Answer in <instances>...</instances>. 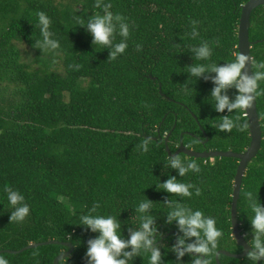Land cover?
<instances>
[{"label": "trees", "instance_id": "16d2710c", "mask_svg": "<svg viewBox=\"0 0 264 264\" xmlns=\"http://www.w3.org/2000/svg\"><path fill=\"white\" fill-rule=\"evenodd\" d=\"M249 1L106 0L113 14L130 25L128 48L113 61L103 46L93 47L92 37L78 23L101 11L95 0H0V252L10 264H54L70 251L63 245L68 243L75 248L69 264H87V241L96 234L77 226L78 217L99 203L97 212L116 216L127 239L128 228L138 226L132 209L143 196L154 203L152 211L164 233V264H174L175 255L167 249L180 233L164 224L163 205L171 195L155 186L157 178L163 183L168 173L201 189L200 196L183 202L217 219L224 233L218 253H243L231 220L239 160L188 157L197 161L201 172L183 178L164 170L163 163L167 145L177 152L182 139L198 152L244 153L250 147L246 112L238 114L239 122L248 125L244 131L216 128L228 113H216L207 102L210 81L200 79L189 85L192 90H182L188 80L186 67L194 63L192 46L219 40L210 61L195 63L223 64L239 51L242 9ZM39 11L52 20L50 31L60 41L59 54L35 49V41L42 38L35 15ZM192 21H198L200 31L195 40L189 35ZM120 39L117 36L116 42ZM250 40L260 42L251 55L264 56V7L252 13ZM22 45L34 56L36 68L23 62ZM73 64L80 65L78 71L69 68ZM234 93L231 89L228 95ZM256 99L263 142L243 179L238 204L242 235L251 232L244 192L258 193L264 204V96ZM145 135L156 140L148 153L138 148ZM8 187L20 191L30 207L22 223L10 222ZM51 241L59 244L21 254L5 252ZM216 257L211 264H217ZM183 260L190 264L188 256ZM220 262L248 264L246 258L224 255ZM134 264H148L147 256L137 257Z\"/></svg>", "mask_w": 264, "mask_h": 264}, {"label": "clouds", "instance_id": "9594fccd", "mask_svg": "<svg viewBox=\"0 0 264 264\" xmlns=\"http://www.w3.org/2000/svg\"><path fill=\"white\" fill-rule=\"evenodd\" d=\"M94 6L101 11L92 14L87 20L78 19V23L92 37L93 47L103 46L109 52L108 59L114 61L128 48L130 25L122 15L113 14L110 2L95 0ZM35 15L42 37L35 41V49H39L41 53L51 51L59 54L61 44L58 39L53 38L54 34L50 31L51 18L43 11ZM189 35L193 40L200 36L198 21H192ZM117 36L121 38L119 42H116ZM214 46H219L218 39L215 42L201 40L198 45L190 48L194 63L186 67L188 80L182 85V90H192L189 85H194L200 79L210 81L213 87L207 102L213 106L216 113L225 111L228 113L219 118L216 128L226 133L232 132L234 128L237 131H244L248 125L239 122L238 114L251 109L256 98L264 96V56L257 58L250 54L245 55L239 50L223 64L195 63V61H210ZM249 65L251 75L246 71ZM69 68L78 71L80 65H69ZM231 89H234L235 93L230 97L228 92ZM155 142V136L145 135L138 148L142 153H148L149 145ZM171 153V155L166 154L164 170L175 171L181 178L201 172L196 160L189 159L187 155L176 154L177 152ZM168 175L169 178L163 183L157 178L158 185H155L157 191L171 195V199L163 203L167 209L164 212L166 214L164 224L174 225L180 233L176 237V243L167 251L175 255L174 264H184L185 256L190 258V264H211L212 257L219 254L218 248L224 236L223 230L217 227L215 217L206 215L202 210L194 209L183 202L185 198L191 200L194 195L200 196L201 189L193 183L181 182L170 173ZM5 192L11 205L10 222H24L30 214V207L25 202L24 195L10 187L5 188ZM143 197L144 199L138 201L132 209L138 226L128 228L127 239L123 237L122 224L116 216L101 215L97 212L100 208L99 203H94L86 214L78 217L77 226L96 234L87 241L85 252L87 264H134L137 257L143 259L145 255L148 264H164L167 252L162 255L161 249L166 248V245L160 243L164 233L160 232L158 217L153 214L154 203ZM244 199L247 208L245 214L251 226L250 234L246 233L243 236L250 248L246 260L248 264H258L259 261H264V204L261 203L258 193L251 190L244 192ZM249 235L251 239H248ZM234 239L237 245L236 238ZM63 253L57 257L58 264H69L71 257H64ZM0 264H10L4 252H0Z\"/></svg>", "mask_w": 264, "mask_h": 264}, {"label": "water", "instance_id": "95a60500", "mask_svg": "<svg viewBox=\"0 0 264 264\" xmlns=\"http://www.w3.org/2000/svg\"><path fill=\"white\" fill-rule=\"evenodd\" d=\"M260 7H264V0H250L242 9V16H241L240 25H239L238 50H240L245 55H248V54L251 55L252 47L255 44L260 43V42L252 43L250 40L251 16H252V13ZM246 71L248 72L249 75L252 74L250 65L247 66ZM246 113L249 119V127H250V133H251V145L244 153H235L233 151L198 152L195 150H191L187 146H185L183 139L181 140L179 149L177 150V153H176V154H184L194 159L227 158V159H237L240 162L237 175L235 178L233 202H232V207H231V220H232V228H233L234 237L236 238L237 244L240 247H242L244 251L241 254H233L228 251H220L216 257L217 264H221L220 262L221 255H224V256H227L233 259H245L247 255V251L250 250L247 242L243 238L244 235H242V230L240 229V224L238 220V204H239V200L241 197L243 179L246 175L247 169L249 165L253 162V160L258 156L261 150V147H262V142H263V132H262L261 120L258 114L257 99L254 101L252 108L247 110ZM194 117L197 120L195 115ZM168 139L169 138H167V142H168ZM206 143H208V139L206 140ZM167 152L169 153V155L172 154L168 145H167ZM58 244H59L58 242L51 241V242H46L42 244L31 245L18 252H13V251H5V252L11 253V254H21L28 250L39 248L41 246L58 245ZM63 245L65 247L70 248V251L63 253L62 255L64 257H70L75 250L74 246L70 243L63 244ZM260 262L261 261H259L258 264H260ZM54 264H58V259L55 260Z\"/></svg>", "mask_w": 264, "mask_h": 264}, {"label": "rangeland", "instance_id": "374dc122", "mask_svg": "<svg viewBox=\"0 0 264 264\" xmlns=\"http://www.w3.org/2000/svg\"><path fill=\"white\" fill-rule=\"evenodd\" d=\"M19 47H20L23 62L36 68L37 66L34 63V56L31 54L29 49L24 45L19 46Z\"/></svg>", "mask_w": 264, "mask_h": 264}]
</instances>
